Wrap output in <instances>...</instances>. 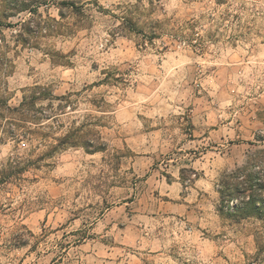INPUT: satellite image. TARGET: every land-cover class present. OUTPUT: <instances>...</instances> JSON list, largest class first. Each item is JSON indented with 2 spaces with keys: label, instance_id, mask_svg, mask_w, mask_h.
Returning <instances> with one entry per match:
<instances>
[{
  "label": "rangeland",
  "instance_id": "374dc122",
  "mask_svg": "<svg viewBox=\"0 0 264 264\" xmlns=\"http://www.w3.org/2000/svg\"><path fill=\"white\" fill-rule=\"evenodd\" d=\"M224 2L216 0L217 5ZM77 3H82L84 8L85 5L95 7L102 17L116 21V28H105V21L101 19L74 31L59 27L26 34L21 22L32 19L39 6L35 14L21 11L8 18L3 17V7H0V38L7 44L6 55L11 64L6 79L8 97L20 95L22 98L27 87L34 85L48 88L54 95L69 96V102L61 109L58 101L37 103L38 116L48 112L58 115L49 120L37 119L42 121L41 125L31 127L38 132L24 140L39 142L40 134L51 140L53 128L59 131L69 119L75 124V118L66 116L67 113L92 109L83 114L86 118L95 116L90 127L100 137L111 131L113 122L127 128L115 137L123 147L112 145L114 150H110L108 141L101 139L97 145L102 149L98 151L67 146L52 157H39L20 178L28 185L39 186L21 226L27 227L31 218L41 227L51 225L48 235L61 234L62 241L72 237V241L63 244L64 254L70 255L74 248L78 249L81 257L88 258L83 264H204L209 256L216 264H225L227 249L221 241L228 236V230L241 229L243 222L233 224L213 217L210 211L205 216V210L196 207L194 202L188 206L187 197L179 204L168 195L175 181L170 171L175 167L171 156L196 153L197 160L193 163L198 162L199 153L193 145L199 143L203 114L209 105L219 106L213 105L214 98L231 93L230 85L234 80L240 82L241 73L250 75L253 66L264 62V39L256 34L251 41L244 40L241 44L243 34L230 32L229 26L223 23V14L217 21L210 13L198 11L203 0H164L163 3L149 0L147 9L141 0L135 3L120 0L114 8H105L100 0ZM165 11H171L172 15H164ZM64 12L61 19L67 18ZM79 16L84 17L85 13ZM92 28L97 29L95 36ZM101 31L107 32V39L100 36ZM77 36L80 40L73 43ZM95 49L110 53L115 63L101 70L99 80L89 82L86 78L99 69V61L94 60L85 71L80 57ZM21 55L24 56L22 65L16 62ZM24 66L27 71H23ZM74 68L85 78L79 87H76L78 81L70 78ZM56 73L61 78H56ZM181 74L183 78L178 79ZM17 76L21 81L33 79L22 83L19 93L9 92ZM189 90L191 102L186 106L177 105L169 114L175 116L174 123L150 122L154 118L164 121L163 109L174 104L172 98L178 92L187 100ZM145 111H151L153 116H146ZM176 128L184 139L168 154L159 152V148L156 153L147 150L150 142L159 145L166 139L165 132ZM218 131L216 124H212L203 135L211 136ZM229 131L224 129L225 134ZM92 142L95 144V139ZM37 147L44 150L40 142ZM80 150L94 159L91 172L84 170L86 174L75 187L55 179L45 183L42 169H49L54 158L59 157L61 163L56 165L57 170L62 168L71 173ZM41 152L35 153L32 159ZM212 154L203 153L202 169L207 167V157ZM121 169L125 170L123 176H119ZM137 171L143 175H134ZM32 172L37 175H31ZM191 173L188 178L193 185L201 182L195 176L194 167ZM2 187L8 192L19 189L13 181ZM204 187H208L207 182ZM258 192L264 195V189Z\"/></svg>",
  "mask_w": 264,
  "mask_h": 264
},
{
  "label": "clouds",
  "instance_id": "9594fccd",
  "mask_svg": "<svg viewBox=\"0 0 264 264\" xmlns=\"http://www.w3.org/2000/svg\"><path fill=\"white\" fill-rule=\"evenodd\" d=\"M24 2H35L39 5L29 25L34 31L59 27L74 31L79 27L96 24L101 19L105 21V28L115 29L117 26L116 21L102 17L95 7L89 5H85L84 17L74 14L69 8L64 10L67 18L61 19L58 13L62 11V5L71 0H24ZM132 2L135 3V0ZM141 2L147 9L149 0H141ZM159 2L163 3L164 0ZM117 3H120V0H100V4L105 8H114ZM198 11L210 13L217 21L223 14V23L229 26L228 30L237 35L243 34L241 44L244 40L251 41L252 36L256 34L264 39V0H225L222 5H217L216 0H203ZM164 15L170 16L172 13L165 11ZM91 31L95 36L97 29L92 28ZM223 31L224 29L221 28L220 32ZM197 34L201 33L198 31ZM100 36L107 39V32L101 31ZM79 40L80 37L77 36L73 43ZM23 60L24 56L21 55L16 62L22 65ZM80 60L83 61L82 67L85 71L94 60L99 61V69L86 78L89 82L99 80L101 70L108 69L110 63H115L110 53L100 49L84 52ZM23 71H27V66L23 67ZM249 71L250 75L241 73L239 83L235 80L232 82L231 93L214 98L213 105L219 106L209 105L208 111L203 114L198 133L199 143L193 145L199 153L198 162L193 163L197 160L196 153L171 156L175 161V167L170 168V171L175 176V181L168 195L179 204H182L187 197L190 202L188 206H192L194 202L196 207L205 210V216L210 211L213 217L228 220L233 224L243 222L241 229L228 230V236L221 241L222 247L227 249L225 264H264V195L252 190L264 187V62L253 66ZM201 74L203 75V70ZM36 75L38 76L39 73ZM7 76L8 73H0V79H7ZM56 78H61L60 73H56ZM70 78L78 81L76 87H79L85 79L81 77L78 68L73 69ZM182 78L183 74L178 77V79ZM31 79L33 78L21 81L17 76L9 92L15 90L19 93L20 85L31 82ZM39 82L43 83V81ZM192 98L190 90L187 100L178 92L172 98L174 104L163 109L161 113L165 116V120L159 121L158 118H154L150 122L174 123L175 116L169 115L173 108L177 105L186 106ZM21 102L20 95H14L8 100V106L11 109H19ZM91 111L93 110L79 109L76 113H67L66 116L75 118V124L69 119L59 131L53 128V135L64 137L67 134L72 137V143L86 144L89 150L100 144L101 139L108 141L110 150H114L112 145L122 148L115 137L117 133L127 131V128L113 122L111 131L105 132L103 137H100L95 133V129L90 127V121L95 119V116L86 118L83 114ZM145 115L153 116V113L145 111ZM7 119L9 121L7 123L0 121V179L11 177L12 181L19 185V189L8 192L0 186V264H70V262L83 264L88 258L81 257L78 249L74 248L70 255L64 254L63 244L72 241V237L69 236L67 241H62L61 234L48 235L51 225L45 224L41 227L33 223L31 218L27 221V227L21 226L25 224V216L31 210L30 206L33 205L39 186L22 182L15 174L34 163L32 157L35 153H40L42 147H37L38 141L24 140L21 135L23 128L18 125L13 128V122L18 120L15 112L10 111ZM212 124H216L220 131L205 137L203 132ZM225 128L230 130L227 134L224 133ZM10 129L14 132L13 135L9 134ZM165 136L166 139L159 145L150 142L147 150L156 153L159 148V152L168 154L184 139L179 128L167 130ZM93 139L95 144L92 143ZM204 152L213 154L207 157V167L202 169L201 165L205 162ZM76 155L78 158L73 161L71 173L64 172L62 168L57 170L56 165L61 162L59 157L54 158L49 169H42L41 174L45 183L50 184L55 179L58 183L63 181L64 185L75 187L79 178L86 174L84 170L91 172L92 164L95 162L93 158L86 156L83 150ZM193 167L196 169L195 176H199L201 181L195 185L192 179L188 178L192 176ZM31 175L35 176L37 173L32 172ZM123 175L125 170L121 169L119 176ZM134 175L140 176L143 172L137 171ZM204 182H207V188L204 187ZM233 232H237V235L233 236ZM229 240L234 242L227 243ZM204 264H216V262L209 256Z\"/></svg>",
  "mask_w": 264,
  "mask_h": 264
},
{
  "label": "trees",
  "instance_id": "16d2710c",
  "mask_svg": "<svg viewBox=\"0 0 264 264\" xmlns=\"http://www.w3.org/2000/svg\"><path fill=\"white\" fill-rule=\"evenodd\" d=\"M37 5L35 2L32 3H25L24 0H0V7H3L2 15L3 17H9L11 15H15L21 11H27L29 13L35 14L37 11ZM71 9L74 14L77 15H84V7L82 3H77L75 0H71V2H67L62 5V11L59 13L60 16L64 17V9ZM98 8H101L98 6ZM102 9V8H101ZM32 23V19L25 20L21 22V28L26 34H31L34 32L29 25ZM158 23V22H156ZM2 22H0V25ZM52 30V29H51ZM6 48L7 44L4 39L0 38V73H10V60L7 58L6 55ZM7 85L6 79H0V121L9 122L7 117L9 112H15L18 116V120L13 122V128L17 127V125L24 129L21 133L23 138L31 135L33 132L38 130L32 129V125L35 124L36 126H40L42 121H37L39 118H46V120L54 119L58 114H52V112H48L44 116H38L36 108L37 103H42L44 101H49V103L53 101H58L57 106L58 109L65 107V103L68 101V95H54L48 88L42 87L40 85H34L27 87V89L23 92L21 98V104L19 109H11L8 106V93H7ZM9 134L13 135L14 132L10 129ZM51 140H47L44 135L40 134V144L44 145V150L41 152L38 158L33 159L35 162L40 159L39 157H52L57 151L64 149L67 146H81L84 147L87 151L94 152L102 149V146L96 145L93 150H89L88 146L83 143H72V137L64 136V137H57V136H50ZM93 143V142H92ZM34 162V163H35ZM32 163V164H34ZM29 164L27 168L23 169L17 175V178H21L22 174L28 170V168L32 165ZM12 182L11 177H6L0 179V186ZM264 187L254 188L252 189L253 192H258V190H262Z\"/></svg>",
  "mask_w": 264,
  "mask_h": 264
}]
</instances>
